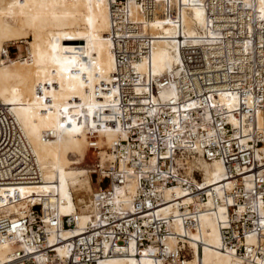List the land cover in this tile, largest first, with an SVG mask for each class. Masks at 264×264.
<instances>
[{
	"label": "built area",
	"instance_id": "built-area-1",
	"mask_svg": "<svg viewBox=\"0 0 264 264\" xmlns=\"http://www.w3.org/2000/svg\"><path fill=\"white\" fill-rule=\"evenodd\" d=\"M200 3L206 26L188 34L182 0H108L110 100L85 131L96 185L74 213L60 214L45 197L20 196L18 186L40 182L42 169L0 100V189L12 187V202L25 201L18 210L0 206V244L13 245L1 264H99L115 254L133 255L136 264L142 255L153 264H187L190 240L204 244L205 213L218 216L222 249L264 264V8L258 0ZM155 20L175 23L181 56L160 73L151 62ZM1 53L11 55L8 43ZM108 126L118 134L100 145L98 132ZM53 136L50 128L41 132ZM103 147L111 158L102 161ZM195 156L224 164L229 176L219 192L203 186ZM82 210L89 218L84 231L63 239Z\"/></svg>",
	"mask_w": 264,
	"mask_h": 264
},
{
	"label": "bare ground",
	"instance_id": "bare-ground-1",
	"mask_svg": "<svg viewBox=\"0 0 264 264\" xmlns=\"http://www.w3.org/2000/svg\"><path fill=\"white\" fill-rule=\"evenodd\" d=\"M182 1L184 32L194 34L206 26L201 0ZM258 1L263 9L264 0ZM108 26V0H0V100L18 120L42 169L41 181L19 185V194L22 198L45 197L47 205L60 214L76 212L77 204L81 206L85 198L89 200V195L85 196L88 189L93 191L90 174L82 170V164L89 150L86 128L94 124V115L110 100L105 89L111 80L114 56L105 33ZM150 28L159 36L154 42L151 62L153 71L160 73L181 60L175 37L177 27L172 21L155 20ZM8 40L24 41L30 51L16 58L3 56L2 47ZM48 128L54 136L43 139L41 132ZM117 131L115 126L100 129L99 144L109 145ZM100 150L102 161L111 158L104 147ZM191 165L203 170V186L209 185L218 192L229 176L220 160L195 156ZM173 189L178 196L185 194L179 187ZM133 190L132 182L129 191ZM13 191L12 187L0 189V206L17 210L24 206V200L10 203ZM125 199L130 196L127 194ZM126 206L131 207L129 200ZM166 210L175 208L168 204ZM77 214L76 225L61 231L63 239L84 231L88 215ZM217 217L203 214L204 244L200 248L190 240L192 256L187 264H248L237 254L221 248ZM52 238L50 235L49 239ZM57 249L64 252L61 245ZM12 250L10 243L0 244V264L12 258ZM136 263L135 256L121 254L99 262ZM140 264H153V261L150 256L142 255Z\"/></svg>",
	"mask_w": 264,
	"mask_h": 264
},
{
	"label": "rangeland",
	"instance_id": "rangeland-1",
	"mask_svg": "<svg viewBox=\"0 0 264 264\" xmlns=\"http://www.w3.org/2000/svg\"><path fill=\"white\" fill-rule=\"evenodd\" d=\"M8 42V44H9V48H10V57H13V58H16V57H20V56H23V55H26L29 51H30V46L26 43V42H24V41H15V40H8L7 41ZM95 156L92 154V153H90V152H88L87 153V155H86V158H85V160H84V162H83V164L82 165H84V167H83V171H85L87 174H90L88 171H90V170H87V169H89L88 167L90 166V163L92 162V161H94V158ZM92 181V187H94L96 184H95V177L93 176V179L91 180ZM104 184H105V182H104ZM87 192H89V193H86L85 194V196H88L90 193H91V190L90 189H88V191ZM89 199V198H88ZM86 200V201H85ZM85 200H84V202H83V204L85 203H87L88 204V201H87V198H85ZM12 205L14 204V202H10ZM9 203V204H10ZM11 204H10V206H11ZM18 204V203H17ZM86 204V205H87ZM25 205V204H24ZM21 207V206H20ZM19 207V208H20ZM81 207V209H82V205L80 206ZM15 210H17V209H15ZM80 214L81 215H84V214H87L86 212H84L83 210L82 211H80Z\"/></svg>",
	"mask_w": 264,
	"mask_h": 264
}]
</instances>
